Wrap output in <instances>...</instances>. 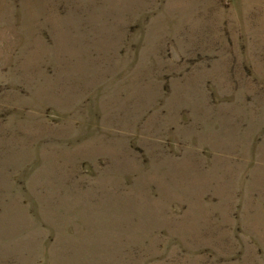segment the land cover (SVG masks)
Returning a JSON list of instances; mask_svg holds the SVG:
<instances>
[{"label": "rangeland", "instance_id": "1", "mask_svg": "<svg viewBox=\"0 0 264 264\" xmlns=\"http://www.w3.org/2000/svg\"><path fill=\"white\" fill-rule=\"evenodd\" d=\"M0 264H264V0H0Z\"/></svg>", "mask_w": 264, "mask_h": 264}]
</instances>
